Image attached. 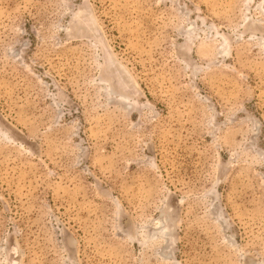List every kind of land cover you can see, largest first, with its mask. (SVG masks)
Masks as SVG:
<instances>
[{
    "label": "rangeland",
    "instance_id": "rangeland-1",
    "mask_svg": "<svg viewBox=\"0 0 264 264\" xmlns=\"http://www.w3.org/2000/svg\"><path fill=\"white\" fill-rule=\"evenodd\" d=\"M0 264H264V0H0Z\"/></svg>",
    "mask_w": 264,
    "mask_h": 264
}]
</instances>
